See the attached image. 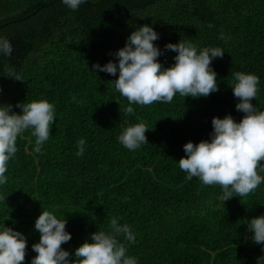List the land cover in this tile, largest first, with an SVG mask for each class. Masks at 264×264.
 I'll use <instances>...</instances> for the list:
<instances>
[{
    "label": "trees",
    "instance_id": "1",
    "mask_svg": "<svg viewBox=\"0 0 264 264\" xmlns=\"http://www.w3.org/2000/svg\"><path fill=\"white\" fill-rule=\"evenodd\" d=\"M145 24L159 34L154 44L164 67L178 54L165 51L169 43L221 48L223 57L211 64L219 91L207 98L177 93L170 104H133L134 113L125 114L128 101L112 82L119 72L93 65L118 64L114 53ZM0 36L13 48L10 57L0 54V105L22 114L18 103L47 100L56 112L42 153L34 152L31 130L18 137L8 183L0 186V230L25 235L24 264L37 255L42 210L67 220L72 239L62 247L72 260L93 233L110 231L112 218L135 234V243L118 239L137 264H257L264 256L248 231L250 219L264 215V183L223 203L219 186L187 180L178 163L186 143L211 139L214 117L243 118L232 73L260 78L252 103L264 111V0H87L75 11L62 0H0ZM137 123L149 129V142L131 151L118 136ZM80 139L83 156L76 155Z\"/></svg>",
    "mask_w": 264,
    "mask_h": 264
},
{
    "label": "clouds",
    "instance_id": "2",
    "mask_svg": "<svg viewBox=\"0 0 264 264\" xmlns=\"http://www.w3.org/2000/svg\"><path fill=\"white\" fill-rule=\"evenodd\" d=\"M68 8L78 10L87 0H62ZM211 27V25H210ZM159 34L145 24L128 37L126 45L114 53L118 64L109 61L101 66L93 65L97 71L116 76V91L128 101L123 111L134 113L133 104L148 106L154 103L170 104L177 93L181 97H209L219 91L217 73L211 67L215 58H222L224 51L219 47H205L198 52L190 41L165 45V51L178 53L175 63L164 67L158 60L163 54L154 44ZM225 39L223 34L219 37ZM11 42L0 36V54L11 56ZM233 95L239 100L236 110L244 113L237 122L231 114L224 118L214 117L210 140L183 146L185 156L178 163L186 179L198 178L204 186H219L222 195L218 199L225 203L239 196L242 199L264 183V111H258L252 103L259 91V77L255 74L235 72ZM9 78L21 80L14 72ZM22 81V80H21ZM3 89L0 87V93ZM75 100V97H73ZM82 103V101H81ZM22 114L12 111L13 105H0V186L8 183L6 172L8 163L18 151L17 139L25 131L31 130L35 137L34 152L42 153V145L49 139L51 126L56 121L55 106L47 100L22 102L15 105ZM144 123L130 125L118 136V141L126 149L135 151L148 143ZM85 140L77 142V156H83ZM0 199H4L0 196ZM67 220L58 219L51 211L42 210L35 220V230L40 234L38 243L32 245L37 254L31 264H137L135 257L127 255L125 243H135L136 236L128 224H120L112 218L109 232L97 231L91 235V242L85 241L75 249V260L62 245L71 239L66 231ZM248 231L253 233L251 240L264 245V215L251 218ZM264 250V249H262ZM27 254V238L13 228L4 226L0 230V264H24ZM257 264H264V256L257 258Z\"/></svg>",
    "mask_w": 264,
    "mask_h": 264
}]
</instances>
